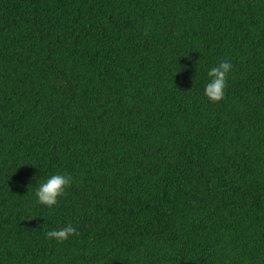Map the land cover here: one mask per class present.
Here are the masks:
<instances>
[{"label":"trees","instance_id":"trees-1","mask_svg":"<svg viewBox=\"0 0 264 264\" xmlns=\"http://www.w3.org/2000/svg\"><path fill=\"white\" fill-rule=\"evenodd\" d=\"M0 264H264V0H0Z\"/></svg>","mask_w":264,"mask_h":264},{"label":"clouds","instance_id":"clouds-1","mask_svg":"<svg viewBox=\"0 0 264 264\" xmlns=\"http://www.w3.org/2000/svg\"><path fill=\"white\" fill-rule=\"evenodd\" d=\"M233 68L229 59H222L207 70V81L204 84V95L210 102H219L225 94L226 80ZM73 177L66 172H55L43 177L37 182L34 190L36 201L40 205L52 208L58 203L67 188L71 185ZM76 233L71 223L64 227L54 228L45 232L49 241L63 242Z\"/></svg>","mask_w":264,"mask_h":264}]
</instances>
